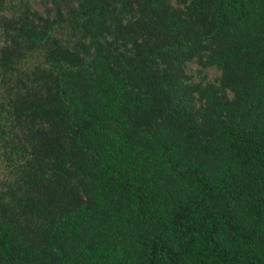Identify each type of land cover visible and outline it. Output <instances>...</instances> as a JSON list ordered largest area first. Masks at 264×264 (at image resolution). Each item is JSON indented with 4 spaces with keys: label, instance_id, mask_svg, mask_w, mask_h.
Returning a JSON list of instances; mask_svg holds the SVG:
<instances>
[{
    "label": "trees",
    "instance_id": "obj_1",
    "mask_svg": "<svg viewBox=\"0 0 264 264\" xmlns=\"http://www.w3.org/2000/svg\"><path fill=\"white\" fill-rule=\"evenodd\" d=\"M0 264H264V0H0Z\"/></svg>",
    "mask_w": 264,
    "mask_h": 264
},
{
    "label": "rangeland",
    "instance_id": "obj_2",
    "mask_svg": "<svg viewBox=\"0 0 264 264\" xmlns=\"http://www.w3.org/2000/svg\"><path fill=\"white\" fill-rule=\"evenodd\" d=\"M40 6H41V5L39 4V1H37L36 4H35V7L41 8ZM191 67H193V66H191ZM215 76H216V73H215L213 70H210V71H209V78L212 79V78H214Z\"/></svg>",
    "mask_w": 264,
    "mask_h": 264
}]
</instances>
